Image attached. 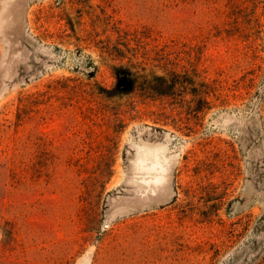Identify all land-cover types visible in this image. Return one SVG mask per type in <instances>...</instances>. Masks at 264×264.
I'll return each instance as SVG.
<instances>
[{
    "label": "rangeland",
    "instance_id": "rangeland-1",
    "mask_svg": "<svg viewBox=\"0 0 264 264\" xmlns=\"http://www.w3.org/2000/svg\"><path fill=\"white\" fill-rule=\"evenodd\" d=\"M0 264H264V0H0Z\"/></svg>",
    "mask_w": 264,
    "mask_h": 264
},
{
    "label": "trees",
    "instance_id": "trees-1",
    "mask_svg": "<svg viewBox=\"0 0 264 264\" xmlns=\"http://www.w3.org/2000/svg\"><path fill=\"white\" fill-rule=\"evenodd\" d=\"M196 110H197V112L199 111V109H198V108H197Z\"/></svg>",
    "mask_w": 264,
    "mask_h": 264
}]
</instances>
